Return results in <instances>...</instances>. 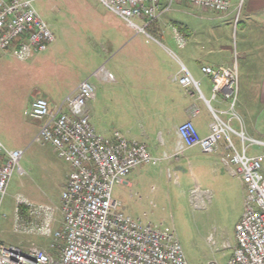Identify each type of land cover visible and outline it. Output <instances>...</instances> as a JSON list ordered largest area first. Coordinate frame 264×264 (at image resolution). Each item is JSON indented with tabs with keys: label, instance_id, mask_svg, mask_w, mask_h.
<instances>
[{
	"label": "built area",
	"instance_id": "2783aa9c",
	"mask_svg": "<svg viewBox=\"0 0 264 264\" xmlns=\"http://www.w3.org/2000/svg\"><path fill=\"white\" fill-rule=\"evenodd\" d=\"M98 1L142 32L163 12L173 9L176 2L220 13L232 5V0ZM177 39L182 44L178 34ZM53 40L54 35L34 7V0H0V53L10 50L23 60L45 50ZM201 70L210 77L213 91H221L229 100L232 111L237 96L233 69L203 65ZM177 81L182 86L198 88L184 67ZM93 91L92 83L84 79L61 101L50 104L46 98L36 97L24 111L40 121L34 139L49 143L69 163L71 171L60 195L58 229H53L54 206L33 205L19 196L15 199V222L25 231L52 237L49 249L31 247L24 251L0 243V264H188L171 227L142 224L117 210L118 202L111 197L112 186L121 183L135 167L156 159L144 143L127 139L116 129L110 136L95 130L86 109ZM213 117L206 136L197 133L191 119L180 122L176 126L179 147L197 145L202 152L209 153L223 141L226 155L221 160L232 165L231 173L240 178L245 188L244 209L235 224L236 242L232 255L223 264H264V154L248 153L250 145H264V141L234 129L217 112H213ZM231 135L238 137L239 147ZM21 155L22 150L7 149L0 141V201L12 173H23L19 165ZM191 192L196 194L197 190ZM22 206L31 217L27 224L21 223Z\"/></svg>",
	"mask_w": 264,
	"mask_h": 264
},
{
	"label": "rangeland",
	"instance_id": "374dc122",
	"mask_svg": "<svg viewBox=\"0 0 264 264\" xmlns=\"http://www.w3.org/2000/svg\"><path fill=\"white\" fill-rule=\"evenodd\" d=\"M34 7L53 33V42L23 60L10 50L0 53V141L7 149L22 150L19 165L23 169L22 174L12 173L0 201V243L24 251L31 247L49 249L52 237L25 231L15 222L16 197L33 205L54 206L53 229H58L60 195L71 171L69 163L49 143L34 139L40 121L24 111L36 97H44L50 104L61 101L87 78L96 62L90 50L89 29L98 24L97 13L105 11L98 0H34ZM159 18L154 23L162 26L213 28L215 33L209 36L225 38L234 47L240 45L241 25L249 22L246 0H232L223 13L176 2ZM99 61L101 65L105 62ZM102 100L104 103V97L98 98L99 103ZM110 116L105 115L109 129H118L129 139L144 143L156 159L135 167L129 173V185L112 186L117 210L142 224L171 227L188 264L225 263L236 242L235 224L243 212L245 196L244 184L231 173L232 165L221 160L226 150L220 146L206 154L193 146L175 155L171 153L175 144L171 131L141 130ZM218 116L226 120L224 115ZM229 124L235 126L231 121ZM231 138L238 147L237 138ZM261 166L264 173V157ZM19 214L21 223L31 221L24 206Z\"/></svg>",
	"mask_w": 264,
	"mask_h": 264
},
{
	"label": "crops",
	"instance_id": "0c3cea01",
	"mask_svg": "<svg viewBox=\"0 0 264 264\" xmlns=\"http://www.w3.org/2000/svg\"><path fill=\"white\" fill-rule=\"evenodd\" d=\"M103 8L105 11L95 18L98 24L89 29L90 50L96 62L84 78L94 86L86 109L98 133L110 136L115 129H109L105 122V115L110 113L111 120L127 121L137 129L171 131L175 137L171 153L178 154L193 146L179 147L176 126L191 119L197 133L206 136L214 121L213 112H217L228 123L233 122L235 126H230L234 129L264 141V0H246L249 22L241 25L243 35L238 47L225 38L209 36L215 33L209 27H169L154 21L142 32ZM102 59L103 65L99 61ZM203 65L224 66L235 72L237 96L232 111L222 92L213 91L210 77L201 70ZM182 67L198 88L177 81ZM103 97L105 102L99 103L98 98ZM220 144L218 148L224 149V143ZM248 150L249 154H264V145L252 144ZM130 183L128 174L120 184Z\"/></svg>",
	"mask_w": 264,
	"mask_h": 264
}]
</instances>
